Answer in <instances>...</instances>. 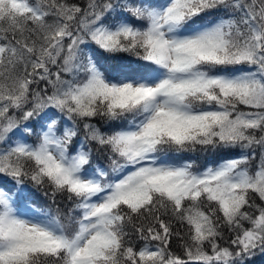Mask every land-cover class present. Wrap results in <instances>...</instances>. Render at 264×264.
Wrapping results in <instances>:
<instances>
[{"label":"snow or ice","instance_id":"obj_1","mask_svg":"<svg viewBox=\"0 0 264 264\" xmlns=\"http://www.w3.org/2000/svg\"><path fill=\"white\" fill-rule=\"evenodd\" d=\"M257 256L264 0H0V264Z\"/></svg>","mask_w":264,"mask_h":264},{"label":"trees","instance_id":"obj_2","mask_svg":"<svg viewBox=\"0 0 264 264\" xmlns=\"http://www.w3.org/2000/svg\"><path fill=\"white\" fill-rule=\"evenodd\" d=\"M98 124H100V126L103 128V124L100 123L99 121H96ZM81 136L83 135V131H81ZM79 139V137L77 138ZM186 155H189L191 156L193 159H196L197 161V165H200L202 163H204L205 159L207 158L203 153H189V154H186ZM197 157H199L197 159ZM93 163H100V164H106L107 161L106 159L102 158V157H97V156H94V160H93ZM29 188H31V186L29 185ZM34 193H35V196H36V204L37 206H40L41 204H45V203H48V201L43 197L42 195V192H39V191H36L35 189L32 190ZM57 200L61 202V205L62 206H65V205H68V202L66 199L62 198V197H57ZM252 264H264V257H260V256H257L253 261H252Z\"/></svg>","mask_w":264,"mask_h":264}]
</instances>
